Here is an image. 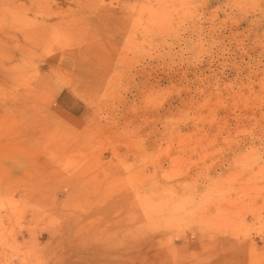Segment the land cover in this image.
Listing matches in <instances>:
<instances>
[{
    "label": "rangeland",
    "instance_id": "374dc122",
    "mask_svg": "<svg viewBox=\"0 0 264 264\" xmlns=\"http://www.w3.org/2000/svg\"><path fill=\"white\" fill-rule=\"evenodd\" d=\"M0 264H264V0H0Z\"/></svg>",
    "mask_w": 264,
    "mask_h": 264
}]
</instances>
